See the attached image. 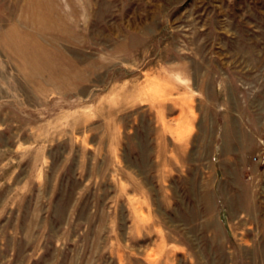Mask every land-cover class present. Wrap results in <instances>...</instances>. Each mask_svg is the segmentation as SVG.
<instances>
[{
	"label": "rangeland",
	"instance_id": "1",
	"mask_svg": "<svg viewBox=\"0 0 264 264\" xmlns=\"http://www.w3.org/2000/svg\"><path fill=\"white\" fill-rule=\"evenodd\" d=\"M0 264H264V0H0Z\"/></svg>",
	"mask_w": 264,
	"mask_h": 264
}]
</instances>
